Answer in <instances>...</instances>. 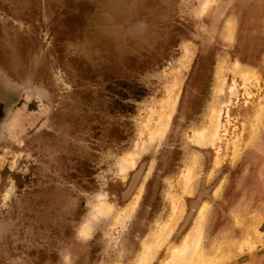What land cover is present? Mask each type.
<instances>
[{
	"label": "rangeland",
	"instance_id": "rangeland-1",
	"mask_svg": "<svg viewBox=\"0 0 264 264\" xmlns=\"http://www.w3.org/2000/svg\"><path fill=\"white\" fill-rule=\"evenodd\" d=\"M201 1L0 0V264H138L166 226L164 264L204 207L186 264H264V0Z\"/></svg>",
	"mask_w": 264,
	"mask_h": 264
},
{
	"label": "bare ground",
	"instance_id": "bare-ground-1",
	"mask_svg": "<svg viewBox=\"0 0 264 264\" xmlns=\"http://www.w3.org/2000/svg\"><path fill=\"white\" fill-rule=\"evenodd\" d=\"M214 2V0H202L201 1V3H200V9L202 10V11H205L212 3ZM199 11V10H198ZM199 14H202V12H200ZM189 58V57H188ZM240 67V66H239ZM241 73V75H242V77L243 78H245L246 79V77L247 78H249L248 76V74L249 73H247V72H240ZM219 75V74H218ZM176 95V94H175ZM175 95H173V96H175ZM176 97V96H175ZM170 99H174L172 96L170 97ZM173 101V100H172ZM172 105V104H171ZM215 109V108H214ZM171 110V109H170ZM216 110V109H215ZM218 110V109H217ZM216 110V111H217ZM212 112V111H211ZM213 113V112H212ZM167 114H169V112H167ZM217 115V114H216ZM213 116H215V115H213ZM212 115L210 116V117H213ZM262 118V115L260 116V118L258 119L259 121H260V119ZM215 119V118H214ZM214 119H212V120H214ZM165 120H167L166 118H165ZM211 120V119H210ZM215 121V120H214ZM214 121H212V122H214ZM260 123V122H259ZM210 124H212L211 122H210ZM217 125V124H216ZM257 127H258V125H257ZM256 127V128H257ZM204 130V129H203ZM209 133V132H208ZM201 134V133H200ZM212 134V133H211ZM210 133H209V136L211 135ZM197 137V136H196ZM217 137V136H216ZM216 137H215V139H216ZM134 158V157H133ZM130 161V160H129ZM132 163V162H131ZM192 170V169H191ZM188 172H189V170H188ZM190 174H192V173H190ZM187 175V174H186ZM185 175V176H186ZM189 175V174H188ZM187 175V176H188ZM187 178V177H186ZM188 179V178H187ZM189 180V179H188ZM186 183H187V181H186ZM187 186V185H186ZM175 201H176V199H174ZM173 206H174V209H175V211H177V209L179 210L182 206L181 205H179V204H177V202H174L173 203ZM99 209H102L105 213L107 212V208L105 207V206H103V205H99ZM204 210H205V207L204 208H202L201 209V211L199 212L200 213V215H199V220H197V222H196V224H195V227L193 228V230L192 231H190V232H188V234H187V236L185 237V241L183 242V244H181V245H176V246H174L173 248H171V253H169V256L167 257V259H166V261H165V263L164 264H182L183 263V261L185 262V264H186V261L188 262V260H189V258H188V256H190V254H189V252H191V247H192V249L193 248H197L198 247V245H199V243H200V239H199V237H200V232H201V230H202V227H203V225H204V220H205V213H204ZM173 218H174V216H173ZM166 224V223H165ZM171 225H172V223H171ZM175 225H173V227H174ZM84 229H86V228H84ZM173 229V228H172ZM171 232H172V230L169 228V227H166V226H164V227H161L160 229H158L157 231H156V235L154 236V238L150 241V242H148V243H146V244H144V249H143V253L141 254V256H140V261L138 262V264H150V262H151V258H152V255L154 254V252H156V250L158 249V248H160L163 244H164V242L168 239V237L170 236V234H171ZM87 233V232H86ZM244 245H255L254 244V241H252L251 239H246L245 241H244V243H243ZM199 248H201V247H199ZM252 248H254V247H252ZM198 252V251H197ZM260 252H262V251H260ZM158 253V252H157ZM193 257H195V255L193 256ZM199 257V256H198ZM197 257V258H198ZM192 259H194V258H192ZM202 258H200L199 257V259H197L198 261H200ZM194 260H196V257H195V259ZM197 261V262H198ZM207 261V260H206ZM192 262V261H191ZM196 262V261H195ZM202 263H203V261H202ZM190 264V263H189ZM198 264H201V261L198 263Z\"/></svg>",
	"mask_w": 264,
	"mask_h": 264
},
{
	"label": "crops",
	"instance_id": "crops-1",
	"mask_svg": "<svg viewBox=\"0 0 264 264\" xmlns=\"http://www.w3.org/2000/svg\"><path fill=\"white\" fill-rule=\"evenodd\" d=\"M252 257L250 256L247 260L251 259ZM246 261V260H245Z\"/></svg>",
	"mask_w": 264,
	"mask_h": 264
},
{
	"label": "water",
	"instance_id": "water-1",
	"mask_svg": "<svg viewBox=\"0 0 264 264\" xmlns=\"http://www.w3.org/2000/svg\"><path fill=\"white\" fill-rule=\"evenodd\" d=\"M260 253H264V250L262 251V252H260ZM252 257V256H251Z\"/></svg>",
	"mask_w": 264,
	"mask_h": 264
}]
</instances>
